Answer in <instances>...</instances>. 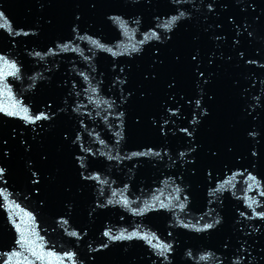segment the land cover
<instances>
[{"label": "water", "instance_id": "95a60500", "mask_svg": "<svg viewBox=\"0 0 264 264\" xmlns=\"http://www.w3.org/2000/svg\"><path fill=\"white\" fill-rule=\"evenodd\" d=\"M0 264H264V0H0Z\"/></svg>", "mask_w": 264, "mask_h": 264}]
</instances>
